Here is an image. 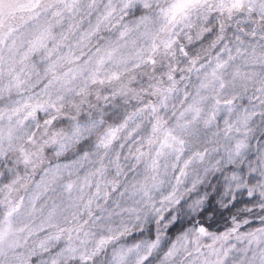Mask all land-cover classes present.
Listing matches in <instances>:
<instances>
[{
  "label": "clouds",
  "instance_id": "1",
  "mask_svg": "<svg viewBox=\"0 0 264 264\" xmlns=\"http://www.w3.org/2000/svg\"><path fill=\"white\" fill-rule=\"evenodd\" d=\"M0 264H264V0H0Z\"/></svg>",
  "mask_w": 264,
  "mask_h": 264
}]
</instances>
